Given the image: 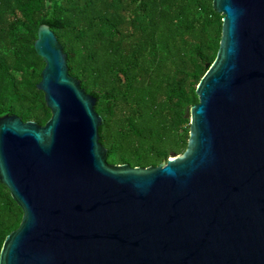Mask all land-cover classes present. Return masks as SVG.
Listing matches in <instances>:
<instances>
[{
	"label": "water",
	"instance_id": "95a60500",
	"mask_svg": "<svg viewBox=\"0 0 264 264\" xmlns=\"http://www.w3.org/2000/svg\"><path fill=\"white\" fill-rule=\"evenodd\" d=\"M219 48L158 166L107 163L96 99L41 24L44 125L0 117V182L22 219L0 264H264V0H213Z\"/></svg>",
	"mask_w": 264,
	"mask_h": 264
},
{
	"label": "trees",
	"instance_id": "16d2710c",
	"mask_svg": "<svg viewBox=\"0 0 264 264\" xmlns=\"http://www.w3.org/2000/svg\"><path fill=\"white\" fill-rule=\"evenodd\" d=\"M55 35L70 76L96 99L107 163L155 167L182 154L185 110L216 58L222 16L213 0H0V117L44 125L37 90L39 26ZM22 210L0 182V250Z\"/></svg>",
	"mask_w": 264,
	"mask_h": 264
},
{
	"label": "rangeland",
	"instance_id": "374dc122",
	"mask_svg": "<svg viewBox=\"0 0 264 264\" xmlns=\"http://www.w3.org/2000/svg\"><path fill=\"white\" fill-rule=\"evenodd\" d=\"M189 126H190V123H189ZM183 154V153H182ZM181 155V154H180Z\"/></svg>",
	"mask_w": 264,
	"mask_h": 264
}]
</instances>
